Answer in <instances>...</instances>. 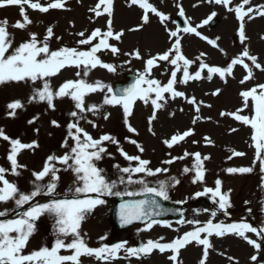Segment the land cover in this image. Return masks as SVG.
Segmentation results:
<instances>
[{"label":"snow or ice","instance_id":"obj_1","mask_svg":"<svg viewBox=\"0 0 264 264\" xmlns=\"http://www.w3.org/2000/svg\"><path fill=\"white\" fill-rule=\"evenodd\" d=\"M201 3L209 5L224 6L229 12H234L238 20V32L240 43L249 39L246 36V18L248 20L256 17L264 18V5L249 6L251 0H242L234 7H229L232 0H200ZM68 0H48L42 4L40 0H0V8L9 6H18L20 8L21 19L17 20L12 28L17 30H27L33 21L29 18L26 9L38 10L40 13H48L50 10H70L66 8ZM139 5L143 9L142 22L132 28L129 32H135L143 29L150 23L149 13L159 18L161 25L164 26L170 46L163 52L155 55L148 53L147 58L141 53L139 48L131 52H125L124 55L135 60L143 61V71L135 74L133 82L127 87L114 89L109 83L100 80L90 81L88 79L92 70L102 68L109 73H116L117 65L105 62L101 55L104 52H110L113 56H119L121 49L118 43L122 42L125 30L114 29V0H98V3L89 9L94 16L89 20L107 15L106 30L96 27L90 33L87 30L75 33L80 39L76 43L80 46H87V50H81L73 46H61L53 50L51 42L53 39L59 41L62 37L54 32V26H47L45 34L30 32L26 40L15 42V36L8 31L7 20L0 21V86L16 83L31 84L32 92L28 98V103L38 102L46 103L48 109L55 111L56 100L69 98L74 105V110L68 115L70 122L66 125V137L63 139L61 147L64 149L62 155L50 154L40 171H32L31 181L32 189L25 193L20 191L15 182H10L6 176H21L22 171L27 170V165L21 164L18 160L20 154L25 150L35 152L40 147L38 140H32L24 143L20 138H12L7 135L3 128H0V139L9 144L7 160L10 162V168L0 166V203L13 202L15 207L12 210L5 209L0 211V264H82V257L95 258L97 261H104L105 264H111V261L120 259V252L125 253L124 258L135 257L142 259L154 251L160 254L169 253L167 259L170 264H183L181 259V250L195 242L202 246V257L199 264H207L210 250H215L211 238H223L228 235H234L247 242L254 249V254L250 257L253 264H264V221L259 226H254L247 218L240 221L225 223L223 221L214 222L218 213L230 216L229 209L233 207L231 201V189L223 190V181L217 178L214 187L205 186L201 191L194 193V198L209 197L215 210L210 211V219L206 223L199 220H186L181 218L177 221L179 225H194L190 231L177 236L171 242H161L159 240H148L146 243L136 246H128L127 241L109 245L103 244L100 247H91L86 242V233L82 231V225L96 207L103 205L106 201L103 197L117 196L129 197L124 203L120 204L119 220L121 226L131 225L136 221L143 222L145 229L151 230L153 226L160 225L172 228L173 225L168 220L159 219L168 213H178L183 217V211L180 209H166L161 204V200H171L170 192L181 183L180 179L171 177L160 179L155 185L147 180L148 177H157L162 173L169 171L166 167L152 168L149 159L142 158L145 148L141 142L131 137H125L128 143L134 145L138 154L129 155L121 145V141L111 133H105L98 138L81 126V121L86 122L93 128L99 125L91 119H87L88 113L94 117H102L107 121L111 113L105 111V106L120 107L122 109V118L127 131L135 136H139V131L134 127L130 118L134 114V107L137 101H142L144 105L152 107V113L147 118L148 132L155 136L156 132L153 122L157 120V113L166 109L169 101H175L178 98L183 99L189 105H192L196 115L191 123L196 125L202 119L211 120V117L202 118L200 115L201 107L212 108L211 104H206L204 100H197L195 95L189 96L185 91L178 90L177 85H188L190 81H211L213 76H218L224 84L228 83V78H235L233 73L236 66H242L245 70L239 83L245 85L253 82L252 86L246 90H241L239 96L242 98V107L235 111H221V117H230L243 126H248L252 132L251 141L255 148V160L261 165L260 171L264 173V83L255 82L254 70L264 72V62L260 61L258 55L251 54L249 47H244L242 52L230 58L226 66H212L206 62L207 54L200 52L195 59H189L182 47L183 34H194L196 37L206 41L213 48H217L225 56L228 53L220 47L218 41L220 37L210 39L203 35L199 29H203L214 22L217 16L215 11L211 12L207 18L200 23L192 26L191 18H185L187 26L176 27L175 30L167 28V21L170 16L159 10L148 0H129L128 6ZM179 9V16L185 17V10L181 4L176 5ZM194 7L196 5H193ZM74 27V23L72 24ZM264 39V37H262ZM249 61V63L246 62ZM132 60H126L125 64H131ZM194 71H190L192 66L197 64ZM166 63L171 67V71H165L163 74L169 76L166 83L154 78L153 70ZM75 68V78L67 79L58 87L53 88L51 78L58 76L66 69ZM37 81L41 82L40 87H35ZM221 88H216L210 94L218 97L222 93ZM102 93L103 99L99 104L86 103V98L92 94ZM208 93H206L207 95ZM9 117L15 118L17 110L25 109V103L16 99L6 105ZM247 110V112H246ZM180 112L184 109L180 108ZM176 113L171 112L170 116L175 117ZM39 119L35 116L28 120V124H34ZM51 125L59 128L61 124L53 119ZM37 134L39 128L34 130ZM231 132H237V128H231ZM196 134L195 127H190L184 131H176L162 140V143L168 148L173 149L176 145L187 138ZM71 141V143H70ZM203 141L206 145L214 146L215 142L210 136H204ZM194 144L200 141L193 140ZM108 145H115L119 154L128 162V166L114 164L117 170V177L111 179L107 176L106 170L99 167L98 164L105 157H112L108 151ZM232 155L229 160L235 157H243L246 153L229 149ZM169 159L162 161L164 165H171L177 160L193 158L192 167H184L183 173H193L192 183H205L207 169L205 161L210 160V155H203L200 152L190 153L184 151L180 156H173L171 152L167 154ZM59 166V167H58ZM61 171L71 172L73 181L67 189V193L61 194L57 191L60 182ZM253 171V167H228L226 174H247ZM134 177H136L134 179ZM47 178V179H46ZM120 185H125V190H119ZM138 185L136 190H128L130 186ZM38 197H48L46 202H39ZM136 197H145L136 199ZM160 198V199H157ZM174 203L184 204L187 200L174 201ZM248 203V202H246ZM28 207L23 209L24 206ZM264 209V202L261 204ZM247 211L251 214L252 209ZM14 214V215H13ZM11 216L12 218H5ZM48 216L53 221V234L55 241L52 246H43L37 250L25 252L30 239L38 231L37 222L41 217ZM179 231V229H175ZM249 233L254 234L257 239L250 238ZM101 240L106 237H101ZM62 250L70 254H61ZM224 255V253H220ZM233 264H239V261L231 256L228 257Z\"/></svg>","mask_w":264,"mask_h":264},{"label":"rangeland","instance_id":"obj_2","mask_svg":"<svg viewBox=\"0 0 264 264\" xmlns=\"http://www.w3.org/2000/svg\"><path fill=\"white\" fill-rule=\"evenodd\" d=\"M93 1L94 0H91V1L90 0H68L67 8L70 10H67V12L69 11V13L65 17L64 16L61 17L64 13H56L53 18H48V20L45 21L47 24H50V26H54V32L57 36L62 37V40H59V41L56 40L55 42L56 44H53L54 45V48H52L53 50L57 49L58 47L67 45L66 44V38H67L66 32H68L69 35H75V33L79 31L87 30L88 28L90 29V27H93V28L99 27L97 25L91 24L92 21H89V17L94 16V14L89 11L90 8L94 7L92 3ZM148 1L152 3L155 7L160 8V9L163 8L164 10H168V11L171 10L174 14H175V11L179 12L178 7L176 6L177 3H179L187 11V14L192 19H194L195 22H198V17L203 20L208 16L207 14H209L212 10L217 12L216 9L219 8L216 5H210L211 7L208 8V6H206L205 3H201L200 0H148ZM254 1L255 0H252L251 4H254ZM263 1L264 0H258V2H263ZM193 5H196V6L194 7ZM123 9H131V7L128 6V2H121L119 5L116 6V10L114 13V28L115 30H118V31L123 29L125 30L126 33H128L125 39L127 42L129 43L131 41L140 42L141 53L144 56H146L148 53H151L152 51L155 50L151 47H148V45L150 44V41H151L150 28L156 24V21L153 20L150 26H145L142 30L135 31V32H129L128 31L129 28H132L140 23L138 22V20L128 21V19L124 16ZM196 9L198 10L202 9L203 11L201 10L200 13L195 14ZM14 10L19 11L20 9L15 8ZM227 15H229L233 21L225 20V18L222 20H218L219 21L218 25L213 29V31L208 30L209 31L208 33L211 35L213 33H221L225 31L227 27H233L232 29L235 30L236 22L234 21L231 14H227ZM1 16L2 15L0 14V17ZM13 16L14 17L11 18L12 19L11 22L8 23L9 25L8 31L16 37L15 42L18 43V42H21L24 38H27L29 31L28 30L22 31V30H17L15 28H12L11 25H13L17 20L21 19L20 14H18L17 12H15ZM28 16L29 18H31V15H28ZM4 17L5 16H3V18ZM96 20H98L97 21L98 25L104 26V22L107 20V16H101L99 19H96ZM73 23L75 25L74 27L72 26ZM33 24L34 23H32L31 25ZM40 27H41L40 33L45 34V31H46L45 25H40ZM263 32L261 31L257 33L261 34ZM232 41L233 39H230L231 43ZM123 45L121 46L118 45L121 49V54L119 56H112L111 54L107 53L108 59L111 60L113 64L118 66L116 73L99 72L97 70L96 71L92 70V72L90 73L88 77L90 81L100 80V81H103L105 83H109L112 85V83L118 79L120 71H126L130 69V67H133V65H137V64H132L133 61L139 63L138 60L132 59L131 57L124 55L125 52L133 51L132 48L134 47L130 49L125 47L126 49L122 50ZM75 47H81V46L76 44ZM159 50H162V49H159ZM238 51L239 50H237V52ZM219 58L216 59V66H223V64L226 66L227 63L230 62V60H227L226 62H222V60L218 61ZM129 59L132 60L131 64H125L124 62ZM260 61L264 62V54L260 56ZM75 71L76 70H73V71L64 70L61 72L60 75L51 78L53 88L58 87L62 82H64L67 79L75 78L74 76ZM254 72H257V73H254L255 78H256L255 81L257 79H262V83H263L264 74L261 73L259 70H254ZM233 75L235 78L233 79L232 77H229L227 84H224L222 80H218L216 84L212 83V86H210L211 84L208 85L209 81L207 80L202 81V83H204L206 85V88H208L209 90L213 88H221L223 90L221 95L218 96L216 100V112L217 113L219 112V110H224V109H230V111H235L237 109V106H239L240 102L232 103L230 106L225 107L222 101L224 99V96L229 95L230 97H236L237 95L238 97H240L239 92L241 90L247 89L252 86L253 82L251 81L248 82L244 86H240L239 84L236 83L237 78L240 80L244 75H246L245 72L241 70H238V72H236L234 70ZM40 86H41V82L37 81L35 87H40ZM32 87L33 86L31 84L25 85L22 83L21 84L9 83V84L0 86V128H3L5 133L12 138H20L22 142L24 143H29L32 140H38L39 145H40V147L36 149L35 152L31 150H27V151L25 150L26 152L22 154L23 158L21 159L20 163L27 165V170L22 171L21 176L19 177L13 176L10 173L7 174L6 176V178L10 182H15L18 185L20 191L25 192V193H27L28 190L32 189V186L29 183V178H30L29 165L31 166L32 160H34L35 163L36 161H39V165L36 164L35 169L41 170L42 166H40V161L44 158V156L47 153L46 147H49V144H54L55 142H57L54 140L53 143H49L45 141V138L48 136L56 137L55 139H57L58 137L62 138L61 135L63 132L62 131L61 133H59L60 129H58L59 130L58 133L52 131L49 134L47 131L52 130L53 126L52 125L48 126L47 121L43 117L45 115H48L47 112L36 113V106H33L29 109V105L32 103H28L27 101H28L29 96L31 95ZM189 89L191 93L195 95L196 98H198L197 97L199 96L198 86L189 87ZM102 96H103L102 93H97L90 99V104L91 103L99 104L100 101L102 100ZM16 99H20L25 103V109L17 110L16 117L12 118L7 115L8 109L6 105L9 102L16 100ZM207 99H209L208 103H210V101L214 103V100H212L210 97H208ZM33 104H38V102H33ZM65 108L61 107L60 112L55 114L54 118L59 119V122H60V121H64V118H60L61 116H64L66 117V121L68 123L70 122L71 117L68 115L69 112L67 111H69L70 109L68 108L66 111ZM208 113H211V112L209 111ZM35 116H39V119L36 121V123H34V124L40 125L38 126L39 128L38 134L34 131L35 128H31V126H33L34 124L30 125L27 123L28 120L32 119ZM21 118H23L22 121H21ZM90 118L94 121L96 119V117L94 116H91ZM140 119L142 123L139 122L138 116H136L133 119V122L137 123L139 126H145L146 124L144 122V116L141 117ZM115 120L116 119L112 120V124ZM219 120L222 122V124L225 127L223 131H221V128L215 129L216 132L217 130H220V132L218 134H215L216 135V139H214L215 144L214 146H211L207 149L208 151L207 155H210L211 157V159L208 160L209 167H213V168L217 167L219 169H223L228 164V160L226 158L231 155V152L229 151V149L236 148L240 150L243 148L239 144L238 146H236V141L238 139L237 134L239 133V128H242V126L236 124L234 120H232V118L230 117H224ZM100 122L104 123L105 120L101 118ZM172 124H175V122H172ZM83 125L90 126L87 122H85ZM231 128H237L238 131L233 133L230 131ZM87 129H90V128H87ZM200 137L201 136L199 135V138ZM151 142L154 145L157 142V139L152 138ZM8 151H9L8 142H5L2 139H0V166H3L5 168H10V162L8 163V160L6 158L8 155ZM29 160H30V163H28ZM186 162L188 165H192L193 158L192 157L187 158ZM228 183H229V187H231L235 191L234 196H236L241 186L249 185V182L244 181V179H239L237 181H234V182L231 181ZM66 189H68L67 186H66ZM57 191L61 194L65 193V190L63 189H57ZM251 198L252 196L250 195L249 199ZM14 207L15 205L11 201L6 204L0 203V211H4L5 209L12 210ZM104 208L105 207L95 209L92 212V214L88 216L86 221L83 223L82 231L86 233V237H85L86 241H87L88 235H90L92 238H96L99 235L103 236L105 235V233H107L108 229L107 227L104 226V223H103ZM41 220H44L48 223L53 224L52 219L48 216L41 217ZM41 247H43V242L41 238L39 237L38 231H37L36 234L30 239L29 245L27 249L25 250V252L28 253L30 251L37 250Z\"/></svg>","mask_w":264,"mask_h":264},{"label":"bare ground","instance_id":"obj_3","mask_svg":"<svg viewBox=\"0 0 264 264\" xmlns=\"http://www.w3.org/2000/svg\"><path fill=\"white\" fill-rule=\"evenodd\" d=\"M170 18H171V14H169ZM167 28L169 29L170 25H171V21H167ZM158 29V28H157ZM170 30V29H169ZM154 32V30H153ZM159 35V33H158ZM169 42V37H168V34L164 28V26L162 25L161 27V33H160V39L159 38H156V39H153L152 40V43L156 46H160V47H163V46H166V43ZM194 42V43H192ZM184 47L186 48L187 51H189V49H196V47H202L200 46L198 43H196L192 37H189L187 38L186 42H184ZM255 48H257L256 46H254Z\"/></svg>","mask_w":264,"mask_h":264}]
</instances>
